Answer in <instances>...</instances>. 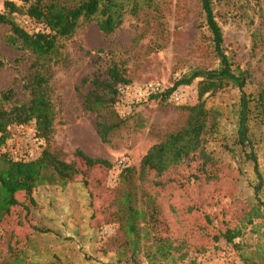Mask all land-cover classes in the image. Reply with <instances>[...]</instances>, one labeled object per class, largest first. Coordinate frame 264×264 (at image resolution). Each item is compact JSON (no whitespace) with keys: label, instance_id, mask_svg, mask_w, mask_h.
Segmentation results:
<instances>
[{"label":"rangeland","instance_id":"374dc122","mask_svg":"<svg viewBox=\"0 0 264 264\" xmlns=\"http://www.w3.org/2000/svg\"><path fill=\"white\" fill-rule=\"evenodd\" d=\"M4 1L0 0V12L5 9ZM10 1L23 4L21 0ZM153 3L155 9L142 3L138 14L127 12L121 27L112 34L103 33L96 21L80 27L72 37L60 40L50 59L41 61L40 71L52 76L54 135L46 141L36 136L34 122L14 125L0 151H8L15 159L31 160L49 147L71 162L80 148L91 156L108 158L113 166L91 168L88 175L66 184L39 185L29 211L24 207L28 196H20V205L0 223V264H133L132 257L147 264L145 252L154 251L153 239L142 237L140 251L133 255L122 228L118 199L128 190L122 178L126 167L135 168L133 183L139 186L140 195L145 190L158 205L160 220L151 227L152 235L173 247L191 248L179 264H196L205 257L213 262L246 264L244 257L250 256L261 264L263 219L244 223L256 202L258 178L254 164L245 159L236 142L237 87L228 86L206 96L207 106L221 113L218 132L207 143L215 159L208 170L218 175L213 180L193 176L203 174L199 160H190L166 174L149 172L141 177L139 173L141 159L150 147L184 122L188 112L182 106L198 102L199 79L185 87L191 95L185 104L119 101L116 109L125 124L109 142L98 133L100 118L85 108L92 78L106 74L114 63L122 67L131 85L159 81L170 86L194 69L218 67L199 0ZM214 11L234 67L250 73L247 92H258L264 86V0H214ZM11 33L9 24L1 27L0 97L10 88L14 91L6 108L29 98L25 83L36 61L30 50L9 42ZM255 122L252 137L264 179V120ZM260 195L264 201V182ZM227 229H241L235 240L238 245L227 244L223 238L216 240Z\"/></svg>","mask_w":264,"mask_h":264},{"label":"trees","instance_id":"16d2710c","mask_svg":"<svg viewBox=\"0 0 264 264\" xmlns=\"http://www.w3.org/2000/svg\"><path fill=\"white\" fill-rule=\"evenodd\" d=\"M22 5L14 1H4V11L0 12V31L5 24L11 26L9 42L19 44L21 48L30 50L35 56V69L25 83L29 98L23 102H14L10 108L5 103L12 102L13 89L4 91L0 97V148L6 145L11 137V127L23 126L34 122L36 136L49 141L55 131L56 110L51 99V74L40 71L39 66L44 59H50L57 51L61 39L72 37L76 31L90 22L96 21L98 28L105 34H112L121 27L127 12L138 14L142 5L155 9L153 0H21ZM204 13V24L207 26L213 43V50L219 59V65L213 69L197 68L191 73L181 75L172 85H165L164 91L148 97L147 101L161 104L170 102V95L179 87L185 88L197 79L198 102L194 105H183L187 116L182 124L168 133L166 138L150 147L142 157L139 173L144 177L149 172L158 175L177 170L190 160L201 161L202 175L213 180L208 170L215 163L214 157L207 149L209 138L218 132L220 111L208 107L206 96L228 86L237 87L240 99L237 108L236 142L244 150L245 159L254 164L258 182L254 185L255 203L244 219L245 225L254 224L263 219L264 201L261 198L263 176L252 137L253 125L257 120H264V86L256 93L246 90L250 73L234 67L232 58L224 46V35L214 11V0H199ZM143 3V4H142ZM28 16L42 28L30 34L18 21ZM16 18V21H15ZM130 79L124 74L119 64H112L106 74L95 75L91 80L92 87L85 95V108L100 118L97 129L101 139L109 142L111 136L124 124L125 118L116 109L119 102L117 88L120 84H128ZM257 119V120H256ZM76 160L66 161L63 154L44 148L40 155L31 160L15 159L8 151H0V223L20 205V196H28L24 203L27 211L35 203L34 190L39 185L69 183L80 175H88L94 167L112 168L113 163L104 157H94L82 149L75 151ZM80 163V164H79ZM213 167V166H212ZM133 167H126L122 172L123 181L128 183V190L118 199L122 228L132 245L133 255L140 251L142 237L153 239L154 251L145 252L147 264H168L172 260L179 264L185 260L191 248L183 245L173 247L167 240L152 235L151 227L160 220L159 208L155 199L143 190L140 195L139 186L134 185ZM133 185V186H132ZM23 203V202H22ZM264 233V230H263ZM241 235V229H227L216 240L223 238L227 244H235ZM180 253L179 256L176 253ZM264 264V251L259 255ZM246 264H260L253 257H244ZM133 264H141L132 257ZM173 263V264H174ZM198 264V262L196 263ZM242 264V263H241Z\"/></svg>","mask_w":264,"mask_h":264},{"label":"built area","instance_id":"2783aa9c","mask_svg":"<svg viewBox=\"0 0 264 264\" xmlns=\"http://www.w3.org/2000/svg\"><path fill=\"white\" fill-rule=\"evenodd\" d=\"M21 26L30 34H34L41 30L42 26L36 23L28 16L20 17ZM165 85L159 81H148L142 85L120 84L117 88L119 101L132 104L146 100L152 95L161 94L164 91ZM191 99V95L186 88L179 87L170 95V101L174 104H185ZM198 264H241L235 260H227L213 262L209 257H205Z\"/></svg>","mask_w":264,"mask_h":264}]
</instances>
